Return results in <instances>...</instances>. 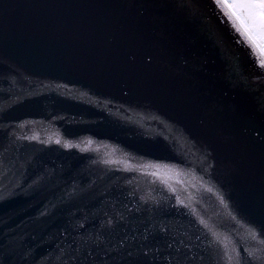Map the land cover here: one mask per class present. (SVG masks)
<instances>
[{
	"label": "water",
	"instance_id": "1",
	"mask_svg": "<svg viewBox=\"0 0 264 264\" xmlns=\"http://www.w3.org/2000/svg\"><path fill=\"white\" fill-rule=\"evenodd\" d=\"M238 29L225 0H0V264H264Z\"/></svg>",
	"mask_w": 264,
	"mask_h": 264
},
{
	"label": "snow or ice",
	"instance_id": "2",
	"mask_svg": "<svg viewBox=\"0 0 264 264\" xmlns=\"http://www.w3.org/2000/svg\"><path fill=\"white\" fill-rule=\"evenodd\" d=\"M217 3H220V0H217ZM225 7L239 22L238 32L243 37H247L251 47L264 52V0H235L231 3L225 0ZM258 67L264 68V62H261ZM56 143L60 141L57 140ZM261 230L264 231V226Z\"/></svg>",
	"mask_w": 264,
	"mask_h": 264
},
{
	"label": "rangeland",
	"instance_id": "3",
	"mask_svg": "<svg viewBox=\"0 0 264 264\" xmlns=\"http://www.w3.org/2000/svg\"><path fill=\"white\" fill-rule=\"evenodd\" d=\"M227 2H230L231 3V2H235V0H227Z\"/></svg>",
	"mask_w": 264,
	"mask_h": 264
}]
</instances>
